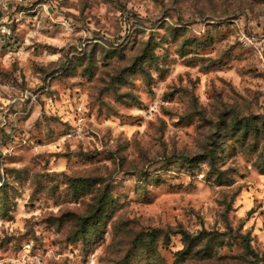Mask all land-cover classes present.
Returning a JSON list of instances; mask_svg holds the SVG:
<instances>
[{
	"label": "rangeland",
	"instance_id": "1",
	"mask_svg": "<svg viewBox=\"0 0 264 264\" xmlns=\"http://www.w3.org/2000/svg\"><path fill=\"white\" fill-rule=\"evenodd\" d=\"M11 11L0 264H264V80L239 40L264 0ZM179 227L194 245L165 243Z\"/></svg>",
	"mask_w": 264,
	"mask_h": 264
},
{
	"label": "built area",
	"instance_id": "2",
	"mask_svg": "<svg viewBox=\"0 0 264 264\" xmlns=\"http://www.w3.org/2000/svg\"><path fill=\"white\" fill-rule=\"evenodd\" d=\"M12 0H0V37L10 39L14 34L15 18L11 11ZM241 44L251 51L256 57L258 72L264 80V32L252 33L241 31L239 35ZM262 105L264 109V91L262 98ZM83 118L79 119L81 123Z\"/></svg>",
	"mask_w": 264,
	"mask_h": 264
},
{
	"label": "trees",
	"instance_id": "3",
	"mask_svg": "<svg viewBox=\"0 0 264 264\" xmlns=\"http://www.w3.org/2000/svg\"><path fill=\"white\" fill-rule=\"evenodd\" d=\"M168 233L169 234L166 235V239H165L166 240V242H165L166 244H169L170 243V234H172V235H175V234L181 235L183 237V239L185 241V244L187 246L188 245L189 246H192V245L195 244L196 238H194L192 236V234H190L188 231L183 230L182 227H179L176 231L175 230L168 231ZM140 243L141 244H144L145 243V240L144 239H140ZM246 246H247V250L249 252H252L249 243H247ZM182 253H186V251H183Z\"/></svg>",
	"mask_w": 264,
	"mask_h": 264
}]
</instances>
